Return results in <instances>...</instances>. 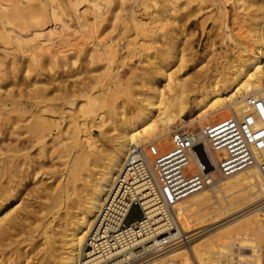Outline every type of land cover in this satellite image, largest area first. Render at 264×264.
Here are the masks:
<instances>
[{
  "label": "rangeland",
  "instance_id": "1",
  "mask_svg": "<svg viewBox=\"0 0 264 264\" xmlns=\"http://www.w3.org/2000/svg\"><path fill=\"white\" fill-rule=\"evenodd\" d=\"M69 1L71 3H68ZM98 1L102 4L99 3L102 8L100 10L92 7L87 0H81L78 5L73 3L75 0H65L67 14L65 10L64 12L60 10L57 19L53 21L50 19L44 23L45 25L27 24L28 27L25 25L23 30L19 31L16 26H9L6 23L7 16L4 14L10 11V7L3 9V0H0V189L8 182L6 169H4V160L8 153L12 155L16 153L15 156L19 155L21 158L25 155L28 158L30 156L35 160L33 154L38 152L36 156L38 157L47 152L50 158L43 154L45 156L41 163L43 168L39 166L42 170L37 168L40 165V157L36 161L38 165L34 166L31 162L28 165H32L37 174L39 173L36 178H43V186H46V188L43 187L44 191L54 193L59 186L65 185L63 170L68 158L62 152L63 143L66 141L65 135L56 134V130L52 131L53 137L57 138L54 140L62 142L56 150L60 154L58 157L54 156L55 153L51 155L53 148H49L52 147L49 134L46 135L47 138L45 137L48 142L45 144L43 153L35 146L32 147L34 138L28 124L33 121L35 112L33 110L37 107L44 105L51 107L56 111L57 119L67 121L71 101L78 105L81 104L83 101L81 99L85 98L86 93H91L89 91H92L94 95H101L104 92L105 96L108 95L107 103L114 105L113 110H110V107H103L97 111L99 115L91 114L86 119L81 116L79 120L83 119L82 122L87 124L86 122L97 116L98 121H103L101 126H92L90 133L96 139L99 138L97 141L101 149L105 150L110 146L109 137L112 133L110 128L116 125L117 119H123L124 116L128 118L133 114V101L144 96L150 84L154 83L161 87L168 95L164 86L165 80L159 74L162 69L166 68L167 71L173 72L176 83L185 80L187 86L185 93L189 92L192 99L193 86L200 85L207 76L214 75L222 67L221 63L231 55L233 44L227 42V26L232 39L246 38L243 11L233 0H221V7H223L221 11L218 8L220 6L218 0ZM19 4L24 6L27 1L19 0ZM131 13L141 21L142 27L139 30L129 19ZM37 29L43 30L40 38L33 36ZM177 46L181 48L183 57L180 59L176 56L170 59L171 61L168 60L167 50L169 47ZM90 48H96L97 55L88 56L87 51ZM168 61L171 63L169 66ZM113 73L115 77L112 78ZM184 77L187 78L184 79ZM61 111L67 113L64 115ZM229 114L226 109L208 114L206 117H203L201 113L193 117L182 114L181 118L185 121L181 122L178 119L170 125L169 131L179 124L196 128L198 124L215 122ZM100 129L102 131L106 129L110 134H107L106 130L101 132ZM141 133L146 134L142 130ZM151 138L149 140L158 137ZM166 139L156 141L161 144L163 150L170 148L169 137ZM17 163V160L13 161V164ZM26 166L23 167L24 172L26 171L24 174L29 176L32 166ZM36 178L33 180L27 178L23 186L18 189L17 198L19 199L20 196L21 198L19 200L15 198L7 206L6 209L13 211L9 212L12 213L10 217H15L18 223L0 241L1 257L11 256L13 258L19 255L18 258H21L27 255V262L24 264H35L42 257L43 235H45L41 233L45 227L43 225H46L50 233L52 228L59 225L60 221L62 222V219L52 214V211L54 212L63 205L60 204L55 208L53 206L56 204L51 198L47 199L43 192L37 194L34 191L37 186L35 185ZM217 180L208 188L212 201L216 200V195H223L214 189L218 184L223 185L225 178ZM67 188L69 193L73 190L70 183L67 184ZM260 201L264 202V198ZM261 202L257 201L253 205L256 206ZM257 213L262 219V211L258 209ZM176 214H178L177 205ZM17 216L19 218L23 216L20 218L22 222L19 223ZM139 216V207L133 205L126 218V223L138 219Z\"/></svg>",
  "mask_w": 264,
  "mask_h": 264
},
{
  "label": "bare ground",
  "instance_id": "2",
  "mask_svg": "<svg viewBox=\"0 0 264 264\" xmlns=\"http://www.w3.org/2000/svg\"><path fill=\"white\" fill-rule=\"evenodd\" d=\"M26 1L27 4L24 6L19 4V0H3L2 3L3 9L10 7V11L6 14L3 13L7 16L6 23L9 26H16L19 31L23 30L25 25L28 27L27 24L43 25L50 19H52L51 21L57 19L60 10L63 12L65 10V14L68 13L65 0ZM87 1L95 9H102L100 7L101 2L98 0ZM233 1L243 11L242 18L245 22L246 38L242 40L232 39L227 26V42L233 44L231 57L228 56L229 58L221 63L222 67L214 75L207 76L200 85L193 86L192 90L190 89L194 94L192 99L188 94L189 92L185 93V87H187L185 80L176 83L173 72L167 71L166 68L159 70L160 76L165 80L164 86L168 95L161 87L149 83L150 86L143 94L144 96L141 95V98L133 101V114L128 118L124 116L123 119H117L116 125L113 124L114 127L110 128L112 133L109 137V148L101 149V145L97 141L99 138L96 139L90 133L92 126L102 125V120L98 121L97 116L86 122L87 124L82 122L83 119L79 120L81 116L86 119L91 114L99 115L97 111L103 107H110V110H113L114 105L107 103L108 95L105 96L103 91L101 95H94L92 91H89L91 93H86L85 98L81 99L83 101H80L81 104L78 105L76 102L71 101L67 121L57 119L55 116L56 111L46 105L33 110L35 111L33 121L28 124L34 138L32 147L35 146L43 153L45 144L48 142V140L46 141V135L49 134L50 139H48L52 143V145L50 144L52 147L49 148H53L51 155L55 153L53 155L58 157L60 154L56 150L59 148L61 141H55L57 138L53 137L52 131L56 130V134L65 135L66 141L63 143L62 152L69 158V160L68 158L66 160L67 163L65 161V169L63 168L65 185L59 186L57 191L53 190L54 193L44 191L46 186L44 185L45 188H43V178H36L39 173L37 174L32 165H28L31 162L35 166L38 163L36 162L37 158L40 157L41 160H38L40 165L37 164V168L39 170L43 168L41 163L47 152L38 157H36L38 152L33 154L35 160L30 156L29 158L26 157V155L21 158L19 155L15 156L16 153L15 155L6 154L4 169H6L8 182L0 189V241L18 223L15 217H10L12 213H9L11 210L6 209L7 206L17 198L18 189L23 186L27 178L29 180L36 178L35 185L37 186L33 190L37 194L43 192L47 199L51 198L55 202L53 203L56 204L53 207L56 208L60 204L63 206L57 208L54 212L52 211V214L58 215L62 222L60 221L59 225L52 228L50 233L46 225H43L44 228L42 227L43 231L41 233L45 234L43 235V253L41 259L35 264H77L84 236L103 201L105 192L121 165L126 151L131 145L165 140L166 137H169L168 133L171 132L169 131L170 125L177 122L178 119L181 122L185 121L181 118L182 114L193 117L201 113L203 117H206L208 114H214L224 109L229 113H238L244 107V100L247 96L264 97V66L261 62V53L264 50V0ZM218 2L220 3L218 8L221 11L223 9L221 0H218ZM68 3H71V1ZM73 3L78 5L81 0H75ZM129 19L138 30L142 27L141 21L133 13L130 14ZM37 30L33 33V36L40 38L43 30ZM16 36H18L17 33ZM168 50L166 53L168 60H172L176 56L180 59L183 57L181 48H178V46L169 47ZM87 55L90 57L97 55L96 48H90ZM170 61H168V66L171 64ZM156 72L158 73V71ZM113 77H115L114 73L112 74ZM67 102L69 103V101ZM156 111L157 114H155ZM63 112L61 111V113ZM65 113L63 114L65 115ZM141 130L145 131L146 134H142ZM104 131L101 130V132ZM106 131L108 132V130ZM63 136L61 138L64 139ZM151 137L158 138L149 140ZM16 146L18 145L16 144ZM8 152L10 151L8 150ZM16 160L18 163L13 164V161ZM24 166H32V172L29 176H27V173V175L24 174L26 172L23 170ZM13 179L15 180L13 181ZM69 183L73 186L70 193L67 188ZM212 184L214 183L176 204L178 210L176 216L181 230L184 233L195 230L189 235H193L192 239L183 246L151 259L146 264H260L262 227H264V202L260 200L264 198V176H262L258 166L255 165L225 177L223 185L218 184L214 189L223 194L216 195L215 201H212L211 195L208 193V188ZM19 199L17 198V200ZM52 200H50L51 204ZM257 201L261 204L254 206L253 204ZM252 205L253 207H250ZM249 207L250 209H248ZM258 209L262 211V219L257 213ZM24 211L26 212V210ZM24 214L26 215V213ZM20 218H23V216ZM20 218L18 217L19 223L22 222ZM18 256L13 258L11 256H0V264H24L27 262V255L21 256V258H18Z\"/></svg>",
  "mask_w": 264,
  "mask_h": 264
},
{
  "label": "built area",
  "instance_id": "3",
  "mask_svg": "<svg viewBox=\"0 0 264 264\" xmlns=\"http://www.w3.org/2000/svg\"><path fill=\"white\" fill-rule=\"evenodd\" d=\"M261 62L264 66V50ZM169 142L167 150L156 141L128 148L84 236L77 264H146L192 239L176 216L179 201L255 165L264 176V97L247 96L240 112L215 122L196 128L179 124ZM197 145L202 148L194 151ZM133 205L140 216L126 223ZM260 253L264 264V227Z\"/></svg>",
  "mask_w": 264,
  "mask_h": 264
},
{
  "label": "snow or ice",
  "instance_id": "4",
  "mask_svg": "<svg viewBox=\"0 0 264 264\" xmlns=\"http://www.w3.org/2000/svg\"><path fill=\"white\" fill-rule=\"evenodd\" d=\"M202 148V145H197L196 148H194L193 150L194 151H197L198 149ZM202 159H203V162L206 164L207 163V160L203 158L202 156Z\"/></svg>",
  "mask_w": 264,
  "mask_h": 264
}]
</instances>
